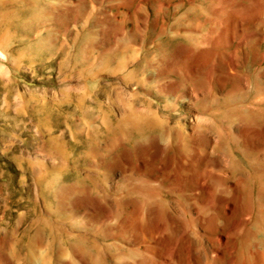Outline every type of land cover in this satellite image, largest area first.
I'll list each match as a JSON object with an SVG mask.
<instances>
[{
	"label": "rangeland",
	"instance_id": "374dc122",
	"mask_svg": "<svg viewBox=\"0 0 264 264\" xmlns=\"http://www.w3.org/2000/svg\"><path fill=\"white\" fill-rule=\"evenodd\" d=\"M213 1L0 0V264H138L143 247L155 243H141L136 223L148 229L154 222L155 236H171L177 249L194 239L190 204L203 209V197L188 200L167 188L180 162L196 173L206 169L207 162L192 160L189 134L204 132L191 131L194 120L204 117L223 133L222 121L238 123L231 112L264 86V62L249 54L242 68L250 92L229 83L222 91L214 79L211 97L176 99L193 81L207 84L224 73L236 41L176 98L160 90L178 76L156 72L168 60L186 61L175 53L201 41L210 24L199 33L191 28ZM165 136L171 144L158 149L157 138ZM177 136L179 146L172 142ZM239 141L227 139L228 150L237 167L250 171L264 147L248 153ZM175 201L182 209L173 208ZM263 205L257 202L256 222L246 231L252 244L244 247H256L264 235Z\"/></svg>",
	"mask_w": 264,
	"mask_h": 264
},
{
	"label": "bare ground",
	"instance_id": "6f19581e",
	"mask_svg": "<svg viewBox=\"0 0 264 264\" xmlns=\"http://www.w3.org/2000/svg\"><path fill=\"white\" fill-rule=\"evenodd\" d=\"M188 1L193 3L195 0ZM199 13L203 21L202 23L197 22L198 24L196 23L197 25L191 28V31L199 33L202 26L208 23L210 26L207 32L202 33L204 35L201 36L200 42H193L191 45L178 48L175 54L182 56L185 62L181 63L180 60L178 63L176 60H168L164 65L165 69L162 72H156V74H165L174 70L178 76L176 80L160 85V90L166 96L176 98V92L183 89L187 82H192L191 77H198L200 70L212 58L225 55V50L238 41L227 60L222 62L225 67L224 73L217 76L210 75L207 80L208 85L204 84L201 79L193 81L192 87L194 88L186 89L176 99L198 103L211 97L215 92L214 79H217L220 90L224 89L226 83H229L236 91L250 92L249 78L243 71L242 63L248 60L249 54L254 61L264 62V49L262 50L264 46V0H248L247 5L235 0H214L204 11L199 9ZM189 40L193 41V39ZM260 89L248 104L231 112L238 118V123L232 118L222 121L223 133L215 132L204 117L194 120L195 124L193 123L191 131L197 132L203 129L204 132L199 133L198 138L189 134L191 144L195 148L192 160L200 164L207 162L206 169L203 174L196 173L191 165L177 162L178 166L172 169V177L167 185L169 194L178 193L188 200L192 197V199L203 197V209L197 208L195 203L190 204V207L197 213L198 223L196 232L193 233L194 239L191 241L189 238L177 249L178 243L171 244V236L165 234V240L155 236L158 225L154 222L148 229H142L139 223L134 222L144 236L140 239L141 243L146 244L148 239L155 243V246L152 243L154 247L150 245L143 247V254L140 255L139 260L137 259L138 264H264V235L253 248L252 233L246 232L256 222L257 202L262 199L264 201V86ZM202 113L203 111L200 112ZM230 137L240 140L245 152L248 153L251 151L249 148L261 144L263 149L258 153L254 152L258 158L256 157L257 159L250 163L252 170L248 171L243 166L235 165L239 164V161L228 150L227 139ZM170 138L165 136L161 140L155 139L156 147L166 148L171 144L169 143ZM172 142L178 146L181 145V137L177 136ZM170 166L169 157L164 162V168H170ZM167 170L163 169L165 172ZM257 181L258 188L255 190ZM190 192L192 194L187 195ZM153 193L160 196L156 191ZM171 205L174 209H182V205L176 201L171 202ZM263 211L264 205L259 212ZM159 212L160 207H156L157 216ZM218 230L219 232H216ZM213 235H215L214 238H212ZM247 243L251 244L244 247ZM160 256L163 259L162 263L155 260L160 259Z\"/></svg>",
	"mask_w": 264,
	"mask_h": 264
}]
</instances>
